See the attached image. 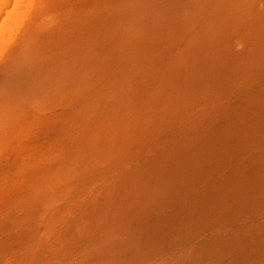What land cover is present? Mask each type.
I'll return each instance as SVG.
<instances>
[{
	"label": "rangeland",
	"instance_id": "374dc122",
	"mask_svg": "<svg viewBox=\"0 0 264 264\" xmlns=\"http://www.w3.org/2000/svg\"><path fill=\"white\" fill-rule=\"evenodd\" d=\"M8 3L0 264H264V0Z\"/></svg>",
	"mask_w": 264,
	"mask_h": 264
},
{
	"label": "bare ground",
	"instance_id": "6f19581e",
	"mask_svg": "<svg viewBox=\"0 0 264 264\" xmlns=\"http://www.w3.org/2000/svg\"><path fill=\"white\" fill-rule=\"evenodd\" d=\"M12 1V0H11ZM15 1H19V0H15ZM9 0H0V14H3V12H4V10H5V8H7V7H5L7 4V6H9ZM24 2V1H23ZM11 3V2H10ZM16 3V2H15ZM18 3H20V2H18ZM18 7V6H17ZM3 8H4V10H3ZM31 11V10H30ZM19 12V11H18ZM29 12V11H28ZM40 12H38L37 13V15L39 14ZM19 15H20V13H18ZM4 15V14H3ZM31 15V14H30ZM40 15V14H39ZM38 15V16H39ZM32 16V15H31ZM14 17V16H13ZM27 17V16H26ZM18 18V17H17ZM23 18H25V17H23ZM44 19V18H43ZM12 23V22H11ZM6 24H4L3 26H5ZM8 25V24H7ZM6 25V26H7ZM11 25H13V24H11ZM17 28V27H16ZM37 28V27H36ZM6 29H8V28H6ZM38 30V29H37ZM41 30V29H40ZM6 31H8V30H6ZM29 33V32H28ZM36 33V32H35ZM15 34V33H14ZM19 34V33H18ZM16 35V34H15ZM3 39V38H2ZM5 39V38H4ZM3 39V40H4ZM7 43V42H6ZM23 44H25V43H23ZM26 47V46H25ZM15 49H17V48H15ZM14 50V49H13ZM20 50V49H19ZM1 52V51H0ZM14 52V51H13ZM13 56V55H12ZM2 57V56H1ZM13 57H15V56H13ZM11 60V59H10ZM9 60V61H10ZM17 60H19V58L17 57ZM13 61V60H12ZM11 62V61H10ZM7 63H9V62H7ZM7 67H8V65H7ZM5 68V67H4ZM11 68V67H10ZM6 70H8V69H6ZM10 70V69H9ZM9 70H8V72H9ZM2 71V70H1ZM4 71V70H3ZM11 71V70H10ZM7 72V71H6ZM12 72V71H11ZM7 76H11V75H7ZM14 76V75H13ZM13 76H11V77H13ZM0 78H2V75H0ZM8 79V78H7ZM2 79H0V81H1ZM3 82V81H2ZM8 82V81H7ZM10 82V81H9ZM8 82V83H9ZM4 83H6V81H4ZM0 84H1V82H0ZM1 86V85H0ZM2 95V94H1ZM15 124V123H14ZM6 133V132H5ZM34 134V133H33ZM36 134V133H35ZM30 137V136H29ZM32 138V137H31ZM25 141H26V139H25ZM18 142V141H17ZM26 144V143H25ZM32 144V143H31ZM3 145V144H2ZM4 147H5V145H4ZM36 147V146H35ZM27 148V147H26ZM29 148H31V146L29 147ZM14 149V148H13ZM29 150V149H28ZM36 150V149H35ZM40 150H42V149H40ZM10 151H12V150H10ZM35 152V151H34ZM37 152V151H36ZM45 152V151H44ZM32 153V152H31ZM49 153H50V151H49ZM53 153V152H52ZM9 155H10V153H8ZM39 154V153H38ZM41 154V153H40ZM26 155V154H25ZM15 156V155H14ZM31 156H33V155H31ZM42 156V155H41ZM51 156V155H50ZM52 158V157H51ZM42 159V158H41ZM31 162V161H30ZM42 162V161H41ZM40 162V163H41ZM34 164V163H33ZM23 168H24V166H23ZM27 169V168H26ZM6 173V172H5ZM190 206V205H189ZM195 207V206H194ZM186 210V209H185ZM200 212V211H199ZM181 217H183V218H181V220H182V222H181V224L180 225H189L190 227H192L193 226V222H198L199 220H202L201 218L199 219L198 217H196V219H195V217L194 216H186V215H183V216H181ZM186 218V219H185ZM188 222V223H187ZM187 223V224H186ZM174 221H168V222H166L165 223V225H166V227L168 228V233H167V236L169 237V241H173V242H175V241H179V240H181V239H183V236L182 235H180V233H178V232H180L178 229L177 230H175V229H173V226H174ZM175 228H178V227H175ZM200 232H201V229L199 230ZM144 232V231H143ZM180 236H182V238H180ZM160 251V250H159ZM159 251H157V252H159Z\"/></svg>",
	"mask_w": 264,
	"mask_h": 264
}]
</instances>
